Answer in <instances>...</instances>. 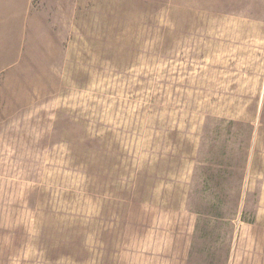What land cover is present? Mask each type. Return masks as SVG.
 <instances>
[{
    "label": "rangeland",
    "instance_id": "1",
    "mask_svg": "<svg viewBox=\"0 0 264 264\" xmlns=\"http://www.w3.org/2000/svg\"><path fill=\"white\" fill-rule=\"evenodd\" d=\"M0 264H264V0H0Z\"/></svg>",
    "mask_w": 264,
    "mask_h": 264
}]
</instances>
